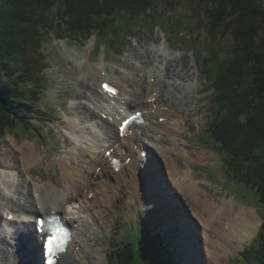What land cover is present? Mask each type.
Returning a JSON list of instances; mask_svg holds the SVG:
<instances>
[{"label":"bare ground","instance_id":"1","mask_svg":"<svg viewBox=\"0 0 264 264\" xmlns=\"http://www.w3.org/2000/svg\"><path fill=\"white\" fill-rule=\"evenodd\" d=\"M130 47L133 56L137 55L136 61H121L123 71L113 69L118 79L111 77L105 60L98 65L86 60L80 64L81 78L67 81V94L74 101V116L69 117L67 129L82 134L68 140L71 149L52 162L60 165L58 184L31 177L32 168L43 159L32 144L20 145L12 140V148L2 150L6 158L16 153L12 159L22 171L17 174L16 169L0 168V230L14 229L6 236L0 235V264H36V247L43 240L40 243L42 236L38 235L35 241L32 222L37 214L50 213L59 214L73 228V241L61 258L63 264H104L102 243L109 240L112 228L106 220L111 222L113 203L121 197V184H126L130 196L142 198L144 204L167 200L173 206L177 194L195 202L191 212L203 226L206 247L200 242L202 232L196 231L192 220L183 218L178 223L181 236L177 244L191 246L184 247L186 252L182 246L178 248L185 264H199L203 250L216 264H224L228 252L258 231L260 220L255 210L239 207L233 201L217 203L203 197L199 187L202 182L192 170V164L208 160L203 153L200 156L190 151L184 139L185 114L199 116L195 110V102L200 99L198 78L183 65L178 67V59L166 57V52ZM105 84L117 89V97L102 91ZM142 94L148 95L144 98ZM91 107L106 115L104 123L98 119L97 125L87 127L99 117ZM131 109L141 111L145 123L134 125L127 136L120 137L118 127ZM77 110L83 112L78 114ZM103 128L111 135L99 130ZM110 150L125 163L118 172L106 157ZM182 158L186 166H182ZM147 162L154 167V176L151 178L152 171L145 170L139 183V168ZM150 197L153 200L148 202Z\"/></svg>","mask_w":264,"mask_h":264},{"label":"trees","instance_id":"2","mask_svg":"<svg viewBox=\"0 0 264 264\" xmlns=\"http://www.w3.org/2000/svg\"><path fill=\"white\" fill-rule=\"evenodd\" d=\"M55 6L63 10L57 18L48 14ZM160 11L174 24L161 25ZM147 20L150 28L166 26L177 32L185 24L199 29L210 44L203 72L214 89L218 113L209 132L233 178L258 194L263 225L248 264H264L262 0H0V139L4 129L27 127L29 116H34L49 66L42 51L47 37L78 41L95 33L99 45H104L102 37L109 34L116 44L114 39H122ZM23 34L27 35L22 47ZM21 48L25 56H20ZM18 83L27 85L22 89ZM119 243L111 264H177L158 239L146 232L138 231L133 240Z\"/></svg>","mask_w":264,"mask_h":264},{"label":"rangeland","instance_id":"3","mask_svg":"<svg viewBox=\"0 0 264 264\" xmlns=\"http://www.w3.org/2000/svg\"><path fill=\"white\" fill-rule=\"evenodd\" d=\"M262 4L264 5V0H262ZM35 13L38 15L40 12H35ZM58 13L60 15L63 13V10L61 9L60 6H55L52 8V10L48 12V14L51 17L54 16L55 18L58 17ZM159 13H161L160 15L161 25L162 24L169 25L171 22H173L171 24H174V21L172 20L171 22H169L170 20L168 19L169 16L162 15L164 13H162L161 11ZM162 21L164 23H162ZM115 26L120 30L123 29L122 28L123 26L120 27L121 25H115ZM26 29L28 30V28ZM176 30L177 32H174L172 28H167L166 26L164 28H160L159 26L150 28L149 20H147L144 23V26L137 27L135 25L133 28L128 30L127 31L128 33L126 35L125 34L122 35V39H114L113 41H116V44L112 43V38L111 36H109V34H107L106 37H102L103 39H105L103 40V42L106 44L108 51L110 53L112 52V49L114 52L118 51L120 53L119 57H114V54H110L108 51L103 50V48L99 53H97V51L94 50L95 39H92L87 43V40L90 35L87 38H83L75 42H70L64 39L61 40L60 38L55 37L53 35L47 37L46 42L43 44V50H42L43 54L46 56V61L49 64L48 68L44 71L43 74L46 83L43 84V90L41 91V93L38 94L40 98L37 100V104L34 106L33 112H34V116L39 114L40 115L42 114L44 116L45 113L44 114L41 113L42 110H44L46 114L54 113L53 112L54 110L55 115H52L48 119V121L45 120L47 124L46 126L39 124V121L37 119L34 120L30 119V121L32 120L33 122H30V124H28L27 127H24L22 125L23 127L22 126L12 127L7 129L6 131L4 129L1 135L2 138L0 139V167L11 168L12 170L16 169L15 172L19 174L22 171V169L18 165V163L12 159L13 155L15 157L16 153L13 152V155L11 154L12 158L11 157L6 158V156L2 155L3 153L2 150L4 149L6 150L7 148H10L12 144L11 142L12 140H14L16 143L20 145L24 143H30L38 151V153L43 155V157L45 158L43 162L41 161L42 163L39 162L37 166L33 167L34 169L32 168L33 171L31 170L32 171L31 177L32 178L34 177L33 179L35 181L42 183H50V182L58 183L60 180V171L57 170L56 172L55 171L56 167L51 168V166L54 165V163L52 162L47 167L48 162L57 159L58 156L53 155L54 151H57L59 153V156L60 155L62 156L64 150L66 152L67 149H71V147H69L68 140L72 139L73 135L69 136L68 138L67 135L69 134L71 135L73 133H78V135H81L79 131L73 132L71 130L68 131L69 129L67 130V124L68 121L70 120L69 117L74 116L72 110V105L74 101L71 98V96L67 94L68 92L67 85L71 82V80L77 81L80 75L82 76V73L79 71L80 68L79 63L85 62L86 60L96 65L97 63L100 64L104 60L102 58L106 56L112 62L109 63L108 65L106 62L109 73H110L109 68L112 67H113L112 70L119 69L120 71H123V68L120 65L121 61L129 60L133 58V62H134L136 61L137 58V55L133 56L130 50L133 48L130 47L131 44L134 47H138L137 48L138 50H141V48H147L151 50L152 49L159 50L161 53L166 52L164 53L166 57L177 58L179 62L181 61L180 62L181 64L177 61V66L181 67L183 65L182 67L185 70H188L189 74L194 73L195 75L194 74L193 75L199 80V92L197 95L200 97V99L199 101L195 102V110L197 111V115L199 116L196 117L185 114V121H186L185 126L187 128V131L184 135L186 137V141L188 142V143L186 142L187 145L191 148L190 151H194L195 152L194 154H200V156L201 153H203L205 156L208 157V160L204 162L194 163L191 166L193 167L192 169L194 170L193 172L195 174L197 172L200 175V177H202L204 180V182H202L203 180L200 178V182H202L200 184L201 187L199 185L200 189L202 188L204 194L203 197H209L211 201H215L217 203L223 200L224 201L233 200L237 203V205L239 204L238 205L239 207L244 206L247 208H251L255 210L257 215L261 214L258 213L260 210L256 208L259 205L257 203L256 194L252 191L247 190L242 183L236 181L233 178L232 172L229 171L228 167L225 170L224 169L221 170L222 168L220 167L222 166V160H221L222 157L220 158V153L215 148H211L214 146L213 141L210 138H208L207 135H203L202 137L200 136L201 134L206 133L207 123L212 120V116L215 113V109L212 101L213 89L210 88V85L207 83V81L204 78L206 74L203 73L205 68L204 65L205 59L210 57V51L208 49V47H210V44L205 39L204 32L203 31L201 32L199 29L193 30L190 29L188 25L184 24L181 28ZM30 32H33V30ZM26 35L23 34V36L19 38L20 39L19 44H21L22 47ZM9 40H11V38ZM19 54L20 56H25L26 51H24L21 48ZM220 55H221L220 52L219 54L217 53L218 58L220 57ZM185 59L186 62H184ZM128 63L130 62L126 63L127 66L129 65ZM117 65L119 66L118 68H116ZM129 67L127 68L129 69ZM67 81L69 83H67ZM26 85L27 84L18 83L17 87L23 89L26 87ZM76 89H78L77 86L75 87V90ZM147 95L148 94H142L144 98L147 97ZM82 102L87 103V101L85 100H82ZM56 108L59 110H56ZM96 110L97 109H94L93 111L96 112ZM77 112L78 114H80V112L83 111L77 110ZM29 117L32 118L33 114H31ZM98 119L99 118L97 117L94 120L95 124L90 123L87 125V127H91V126L94 127V125L98 124L99 120L100 122L102 121L104 123V120L101 119L98 120ZM189 122H192L194 126H192L191 125L192 123L190 124ZM45 127H49L47 128L50 131L49 134H47L46 131L43 130ZM81 130H85V129L82 127ZM102 130L108 136L111 135L104 128ZM88 135L89 134H86V136ZM35 137L38 141L39 138L37 137H41L42 143L40 144L39 142L36 143L35 141H31V139L33 140V138ZM181 164L182 166H186L185 158L181 159ZM147 165L148 164H144L145 167H147ZM38 175L41 177L42 180H45L46 182L41 181L38 178H35ZM226 176L230 177L229 180L231 182L226 179ZM123 185L124 184H121L120 187H122ZM124 186H126V184ZM122 191L123 192L125 191V187H123L122 190L120 189V194ZM175 196H176L174 199L175 205L173 204V206H171V202H168L167 200H163L161 202L160 201L157 202L156 205H152L151 207L146 209V210L152 209V211L154 212L156 211L155 224L156 226H160V227H157L156 231L153 232V234L162 233V235L166 238L164 243L165 245H167L170 241H174L176 239L178 243L179 240L178 237L181 235L179 230L181 226H179L178 223L181 222L183 218H186L187 220L192 219L194 221V224L196 225V229H197L196 231L198 233H199V228L201 226L200 225L201 223L193 218L194 217L193 214H192L193 217H191V219L189 218L190 214L188 211L190 205H194L193 207H195L194 204L195 202L192 199L185 198L184 196L179 194ZM126 198L127 197L125 196V193H123L121 198L115 201L113 204L114 210L119 213L117 214L119 220L117 224L116 222L114 223V228L111 232L112 235L111 239L106 240L105 246L102 243V248L104 246V250L102 251L104 257H106L108 254L110 255L112 254V251L114 249V244L120 240L121 236L123 237L127 236L133 239L137 236L138 229L136 224L133 223L132 221L138 218V213L143 209L142 207L139 206V209L136 210L134 214H131L130 216L124 215L123 203H126ZM184 199L188 201L190 200L189 201L190 204L186 202ZM170 221H175L176 223L175 222L169 223ZM255 235H253V237L251 238H247V240H245L242 243V245H237V247L234 250L228 252V254L235 252L237 250L238 251L236 252L235 255L240 254L241 251L239 249L243 245L244 246L249 245L250 243L247 241L253 239ZM179 246H182L181 249L186 252V248L184 247H187L189 245L188 244L184 245L180 243L178 245L175 244L174 247H169L170 250L174 253L176 259H178L177 250ZM190 247H187V249ZM247 252L248 255L253 254V251L250 249H248ZM203 254L204 255H201L199 264H209V263L213 264L212 261H209L207 257H209L213 261L214 259L207 254L206 250H203ZM227 264H244V262H242V258L240 256L236 257L234 255H229L227 258Z\"/></svg>","mask_w":264,"mask_h":264},{"label":"snow or ice","instance_id":"4","mask_svg":"<svg viewBox=\"0 0 264 264\" xmlns=\"http://www.w3.org/2000/svg\"><path fill=\"white\" fill-rule=\"evenodd\" d=\"M104 87L106 91H109L112 94H116V90L110 87L109 85L105 84ZM127 125H128V121L126 120L124 124L121 126L120 130L124 131ZM66 238H67V233L62 227L53 229L46 243V248L48 252L51 254L54 251V249L59 248L64 243Z\"/></svg>","mask_w":264,"mask_h":264}]
</instances>
